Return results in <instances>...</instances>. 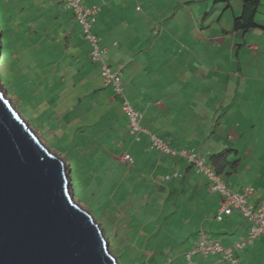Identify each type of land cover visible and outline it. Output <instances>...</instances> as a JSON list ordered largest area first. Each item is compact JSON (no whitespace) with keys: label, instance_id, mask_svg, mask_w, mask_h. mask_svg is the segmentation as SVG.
Returning a JSON list of instances; mask_svg holds the SVG:
<instances>
[{"label":"crops","instance_id":"crops-1","mask_svg":"<svg viewBox=\"0 0 264 264\" xmlns=\"http://www.w3.org/2000/svg\"><path fill=\"white\" fill-rule=\"evenodd\" d=\"M85 3L101 8L93 33L108 49V65H124L125 95L142 113V126L213 168V157L229 152L221 175L234 192L253 187L249 202L260 205L264 22L256 18L257 27L235 30L243 0ZM0 11L1 37L8 31L15 43L6 70L28 89L30 108L49 136L65 143L60 153L81 200L103 208L130 261L228 264L220 254L192 261L186 254L203 237L233 245L248 236L250 223L238 210L218 221L222 197L208 177L186 159L152 148L147 134L139 141L129 134L123 96L91 61L72 11L57 0H0ZM236 256L240 264H264V234Z\"/></svg>","mask_w":264,"mask_h":264},{"label":"water","instance_id":"water-1","mask_svg":"<svg viewBox=\"0 0 264 264\" xmlns=\"http://www.w3.org/2000/svg\"><path fill=\"white\" fill-rule=\"evenodd\" d=\"M69 176L0 86V264H119Z\"/></svg>","mask_w":264,"mask_h":264},{"label":"built area","instance_id":"built-area-1","mask_svg":"<svg viewBox=\"0 0 264 264\" xmlns=\"http://www.w3.org/2000/svg\"><path fill=\"white\" fill-rule=\"evenodd\" d=\"M57 1L74 14L76 22L82 28L85 39L91 46L90 59L98 65L105 84L110 85L115 93L123 96L122 110L128 119L129 134L137 141L141 139L143 133L147 134L152 148L165 154H173L186 159L198 173L208 177L211 181V189L222 197L221 208L216 217L218 221H222L225 216L231 215L234 210H238L250 223L248 236L230 246H225L219 241H210L206 237H203L186 254L187 259L192 261V257L197 254L203 256L220 254L228 264H240L236 253L252 244L258 237L264 234V199L258 206L251 204L249 198L253 193V187L249 186L242 192L232 191L224 177L218 174L212 166L208 165L199 153L187 149L174 150L169 146L167 141L145 129L141 123L143 118L142 113L132 106L125 95L122 74L124 65H120L117 69H112L108 65L105 60L108 49L100 44V38L93 33V25L101 8L99 6L86 5V0ZM122 160L129 165H133L135 162L131 154H124ZM166 178L169 179L170 176Z\"/></svg>","mask_w":264,"mask_h":264},{"label":"rangeland","instance_id":"rangeland-1","mask_svg":"<svg viewBox=\"0 0 264 264\" xmlns=\"http://www.w3.org/2000/svg\"><path fill=\"white\" fill-rule=\"evenodd\" d=\"M1 11H0V32L2 27V20H1ZM257 20L259 23L262 24L264 22V0H261V5L257 14ZM4 23V22H3ZM44 26V23H43ZM10 33L8 31H4L3 37H1L0 41V86L3 91V93L7 96V98L11 101L12 105L17 109V111L20 113V115L29 123L31 128L35 131V133L38 135V137L41 139L43 144L50 149L54 154L59 156L62 160L66 162V158L61 155L60 152L66 151V146L64 142H60L51 138L49 136L47 125L45 121L43 120L42 116H40L38 113L31 108L33 107L31 105L32 100L30 99L28 95V89L27 88H21L17 85L16 79L10 77L11 75L5 68V64L7 63L6 60L8 58V52L12 47H14L15 43L13 39L10 37ZM14 44V45H13ZM22 86V85H21ZM31 107V108H30ZM59 142V143H58ZM67 164V163H66ZM67 170L69 172L70 169ZM70 174V172H69ZM79 195L76 196V192ZM70 192L74 199V201L80 205L82 208L86 209L88 212H90L96 219V221L100 224L102 227L105 236L109 243V249L110 252L117 257L119 260V264H134L130 261V255L127 254V249L124 246V242L122 241L119 234L115 232V224H110L108 221L107 214H104L102 207H97L94 203H91L90 201H83L80 197V191L78 188L75 189V185H73V180L71 178L70 174Z\"/></svg>","mask_w":264,"mask_h":264},{"label":"trees","instance_id":"trees-1","mask_svg":"<svg viewBox=\"0 0 264 264\" xmlns=\"http://www.w3.org/2000/svg\"><path fill=\"white\" fill-rule=\"evenodd\" d=\"M223 2L226 0H218ZM261 5V0H243L242 14L235 18L234 28L235 30H249L257 27L256 17ZM1 37V34H0ZM228 153H220L213 157V166L218 174H222L224 167L226 166V158ZM225 162V164H223Z\"/></svg>","mask_w":264,"mask_h":264},{"label":"clouds","instance_id":"clouds-1","mask_svg":"<svg viewBox=\"0 0 264 264\" xmlns=\"http://www.w3.org/2000/svg\"><path fill=\"white\" fill-rule=\"evenodd\" d=\"M0 34H1V32H0ZM1 41V40H0ZM70 175V174H69ZM70 177V176H69Z\"/></svg>","mask_w":264,"mask_h":264}]
</instances>
